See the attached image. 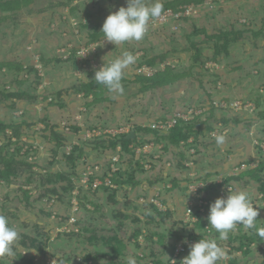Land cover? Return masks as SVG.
Segmentation results:
<instances>
[{
  "label": "rangeland",
  "instance_id": "rangeland-1",
  "mask_svg": "<svg viewBox=\"0 0 264 264\" xmlns=\"http://www.w3.org/2000/svg\"><path fill=\"white\" fill-rule=\"evenodd\" d=\"M172 1L178 0H161L163 4ZM181 1L178 3L183 5ZM121 6H127L126 0H24L16 10L0 11V63L4 64L0 70V121L21 124L22 132V143L16 136L10 142L13 129L9 127L0 133V143L10 142V151L19 144V157H27L32 165L20 166L10 183L0 180V214L7 216L19 233L14 255L0 258V264H30V259L34 264H60L72 256L75 262L83 254L91 255L92 264L130 258L136 264L164 263L170 256V246L180 245L189 234L206 233L209 239L218 238L208 226L210 208L206 215L201 213L203 228H197L199 221L187 215L190 205L200 207L201 200L191 199L199 185L200 196L211 200L209 206L217 198L226 197L229 188L248 192L254 206L260 208L257 228L264 227L262 183L252 171L264 161V119L260 118L264 110V0H206L197 5L188 20L156 21L142 41L117 47L104 37L89 42L96 28L101 30L107 16ZM197 27L209 35L230 29L244 35L229 44L228 54L214 59V41L205 33H196ZM84 47L88 48L80 52ZM198 48L200 58H196ZM74 49L75 60H69ZM124 51L137 60L122 81L123 95L114 97L102 85H97L90 96L77 92L83 82L94 80L104 58L115 59ZM162 54L168 58L155 68L164 70L166 64L171 65L172 78L146 89L135 78L138 73L150 72L140 62ZM6 63H11L12 69ZM31 66L37 71L29 75L26 69ZM16 90L29 92L31 98L7 97ZM237 102L242 105L232 106ZM189 109H194L191 120L200 117L202 131L196 142L193 135L180 147L168 150L160 142L147 153L135 149L123 153L119 146L116 151L98 147L103 140L109 145L111 135L130 133L139 126L154 128L159 120ZM48 124L57 125L56 129L67 136L65 146L59 147L49 139ZM210 126L219 131L210 130ZM94 128L99 134L87 138ZM136 133L141 139L154 136L145 131ZM213 133L225 135L224 145L217 146ZM74 145L84 153L72 166L66 155ZM118 155L117 167L125 177L136 169L135 184L111 187L118 190L115 201L110 198L113 191L99 189L101 186H84L82 193H77L86 166L98 164L99 174H103ZM247 170L251 171L241 180L225 182L226 177ZM59 172L71 178V194L64 189L69 181L56 178ZM258 176L264 178V171ZM48 178L56 181L44 184ZM211 184L217 185L202 191ZM51 189L59 193L47 194ZM153 206L162 212L171 211L170 217L160 223ZM147 213L155 216L150 225L146 223ZM147 225L154 233L152 238H147ZM139 228L142 233L136 239ZM72 232L77 234L70 235ZM232 233L240 234L239 226ZM252 234L257 241L247 250L229 253L227 240L219 242L228 255L224 264L235 258L238 264H264V239L256 230ZM25 236L28 244L30 238L37 237L36 243L46 251L23 247ZM114 247H119L122 254H117Z\"/></svg>",
  "mask_w": 264,
  "mask_h": 264
},
{
  "label": "trees",
  "instance_id": "trees-1",
  "mask_svg": "<svg viewBox=\"0 0 264 264\" xmlns=\"http://www.w3.org/2000/svg\"><path fill=\"white\" fill-rule=\"evenodd\" d=\"M24 0H0V11H13L16 10L18 8L21 7V4ZM206 0H182L180 5L178 1H172L169 3H165L164 5V10L168 9V8H173L174 10H180L179 6H186V5H199V4H203ZM181 19L184 20H188L190 19L189 16H184ZM195 32H201V33H205L208 37V39L213 40L214 41V59H217L218 56H220L222 53L224 54H228L229 53V44L233 43V42H238L243 38L244 32L243 31H239V30H234V29H230L228 31L226 30H221L219 33L216 34H211L209 35L207 33V30L205 29H200V28H196ZM104 37L103 33H101V30H98L96 28V30L94 31V33H92L91 39L89 42H97L99 40H101ZM194 46L197 48V45L194 43ZM75 52L76 50L74 49L72 51V56L69 57V60H75L74 56H75ZM201 49L198 48V52H197V56L196 58H200L201 56ZM166 58H168L167 54H162V55H155V56H151L148 57L147 59H144L145 61L140 62V66H143L144 64L150 67H156L160 62L165 61ZM7 66L12 69V64L11 63H6ZM4 67L3 63H0V70ZM21 68V67H19ZM34 70L37 71V69L33 66H31L30 68H27L26 71L28 72V74L30 75L31 72H33ZM172 72V68L171 65H167L166 68L164 70H158L155 73H153L152 75H148L146 73H138L135 75V78L140 81H142L145 85L146 89H150L153 87H158L160 85H163L167 82H169V77L172 76L171 74ZM125 78V77H124ZM172 78V77H171ZM97 84L95 83L94 80L92 81H88V82H83L82 85H80L79 87L76 88L77 92H84L86 96H90L91 93L95 92ZM60 95L62 94V91L59 93ZM7 97L10 98H18V99H25L28 97L31 98V95H29V92L27 91H19L16 90L14 92H10L7 93ZM260 99L258 98V102L257 105H260ZM15 106V103H14ZM257 108V106H256ZM197 118V119H196ZM194 120H184V119H179V121L170 129L167 130V132L159 130L157 128H152V127H136L137 132L140 131H145L147 134H152L154 135L151 138H145V136L142 137L141 139V135L138 133L137 137L135 139H127V135L129 133H121L115 136H110L109 140V145H106V140H103L101 142L98 143V147L99 148H109L113 151H116L118 146L122 147V152H130L133 150L130 148L131 144L134 145H142L145 142H149V141H156L158 143L163 142L165 145V149H169L170 147H180L182 141H187L191 136L195 135V142L198 139V134L202 131V128L200 126V117H196ZM260 118L264 119V110L261 111L260 113ZM196 125H199L198 127H196ZM50 126V133L51 136L49 137V139L53 142L55 141L57 143V146L61 147V146H65L68 138L66 135H64L62 132L58 131L57 125H49ZM12 128V135L9 137V141L11 142L12 138L14 136L17 137V142L18 143H22L21 139V124H16L13 122L7 123V122H3L0 121V133H5L7 128ZM75 129H78V126H74ZM215 127L214 126H210V130H213ZM10 142L8 143H3L0 145V180H6L7 183H10L12 181V179L17 176V170L19 169L20 166L22 165H27L28 167H32V165L30 163L27 162V157L26 159H22L19 157V152L21 150V146L19 144L16 145V149H14L13 151H10ZM14 142V141H13ZM192 144V143H191ZM196 144V143H194ZM77 151H80L79 155H75V153ZM84 153V149L80 148L79 146H74L73 150L71 151V153L67 154V158L69 161H71V165H75L76 164V159L77 157H82ZM139 164V163H138ZM253 168L251 167V170ZM249 170V171H251ZM248 171V170H247ZM248 172H243L240 175H232L229 177H226L225 182H229V181H233V180H241ZM253 173H255V176L257 178V181H259L260 183H262L261 185V193H264V178L262 176H258V174H260L261 172L264 171V161L259 163V165L254 168ZM135 172L136 169H133L132 171H128L127 172V177H125V173L123 172V170L121 168H119V170L115 173V175L113 176V181L119 185V187L124 186L125 184H130V183H136L135 180ZM257 172V173H256ZM104 174H107V171L104 172ZM56 178L58 179V181H69V185L67 187H64L65 191H68V193L71 194L72 189L74 187L73 182L71 183V178L69 176L66 175V173L64 172H59L56 173ZM31 180V178L29 179ZM56 181L55 179L52 178H48L47 180H45L43 183H52ZM217 184H211L206 186V190H209L210 187L216 186ZM106 189V190H111L113 191L112 195L110 196L111 199H113L112 201H115V193L118 191L117 189H113L109 186H105L102 185L99 189ZM50 195H54L59 193L57 189H51V191H49ZM62 195H60V200H61ZM156 211L158 212L159 216H160V223L165 222L166 219H168L171 215V211L168 212H162L158 210V207L153 206ZM123 214V213H121ZM147 221L146 223L148 225H150V223L155 219L154 215H151L150 213H147ZM259 217H257V221H256V227H258V223H259ZM135 220L140 221L139 217H136ZM147 225V226H148ZM205 225V222H202L199 220V222L197 223V228H203ZM240 229V234H233L230 233L229 239H228V243L233 247L234 250H240L243 249V247L245 245L250 246L252 241H257L256 240V236H254V234H252V231H255L256 229H244L242 226L239 227ZM148 234H147V238H152L153 234L150 233V229L148 226ZM142 233V228L138 229V232L134 235L136 239H138L139 234ZM70 235L72 234H77L75 232L69 233ZM146 234V233H145ZM188 237H197L199 239L202 238H206L209 239L204 233H199V234H189ZM37 237L34 238H30V243L28 244L27 240H26V236L25 239H22L21 244L23 247L26 248H34L36 250H38L40 253L41 252H45L46 249L42 244H37L36 243ZM108 242V241H106ZM175 245L174 243L170 246V249L174 248ZM113 250H115V252L117 254H122V253H118L120 252V248L119 247H114ZM249 251H245V254H247ZM232 253V252H229ZM84 255V259L85 261H88L91 258L90 254H83ZM123 256V255H121ZM20 258L21 255H19ZM125 257V255H124ZM75 256L72 257H67L66 259H62L60 264H65V263H70L74 260ZM180 260H178L176 263L173 264H180ZM239 260L237 258L233 259V261L230 264H238ZM30 264H34V261L32 259H30ZM96 264H128V260H122V261H116V260H110L106 263H96Z\"/></svg>",
  "mask_w": 264,
  "mask_h": 264
},
{
  "label": "clouds",
  "instance_id": "clouds-1",
  "mask_svg": "<svg viewBox=\"0 0 264 264\" xmlns=\"http://www.w3.org/2000/svg\"><path fill=\"white\" fill-rule=\"evenodd\" d=\"M127 6H121L112 11L105 19L101 33L104 41L116 47L126 42L142 41L150 25L161 17L164 5L161 0H126ZM137 57L131 52L124 51L115 59L106 61L95 71L94 81L104 86L114 97L123 95L122 81L127 69L136 63ZM217 146L224 145L225 135L213 133ZM194 191V190H193ZM191 191L190 193H192ZM260 215V208L254 206L250 195L246 191H232L228 189L226 197H219L210 204L207 217L208 226L218 234L217 239L202 238L190 245L189 254L180 264H224L228 255L219 242L229 239L230 233L237 226L244 229H256L257 235L264 239V227L257 228L256 221ZM19 233L10 224L7 216L0 214V258L12 257ZM128 264H136L132 258Z\"/></svg>",
  "mask_w": 264,
  "mask_h": 264
},
{
  "label": "built area",
  "instance_id": "built-area-1",
  "mask_svg": "<svg viewBox=\"0 0 264 264\" xmlns=\"http://www.w3.org/2000/svg\"><path fill=\"white\" fill-rule=\"evenodd\" d=\"M197 7H198L197 5L191 4V5L181 6L180 10H174L173 8L165 9L163 11L161 17L158 18L157 20H155L153 23H156V21H160V22H162V21L165 22L167 20L169 21L170 18H171L170 20L175 19V18L181 19L184 16H189L190 13L192 11H194V9L196 11ZM86 48H88V47H84L80 52H83ZM166 65H169V64H166ZM142 68L145 69L146 71H150V72H148V75H152L153 73H155L156 71L159 70L158 68L150 67L147 65H144ZM152 71H153V73H152ZM240 104L242 105L241 102L232 103V106H240ZM193 112H194V109H189L185 112H181V111L176 112V113H174L173 117H171V118L159 120L157 123L154 124L153 127L157 128L159 130H162V131H167L168 129L173 127L179 121V119L191 120L190 118H191V114ZM195 113L199 114L200 111L199 112L195 111ZM195 117H196V115L194 116V118ZM213 130L219 131L218 128L217 129L214 128ZM91 131H93L92 134H87V138H89V139H91L92 136L99 134V132H100V131H97L95 128L91 129ZM89 132L90 131H88V133ZM116 134H114V135H116ZM184 142L186 143V141H182V143H184ZM156 144H160V143H158L156 141H149V142L143 143L140 146L133 144V145H131L130 148L132 150L135 149L137 152L147 153L148 151L152 150V148H154L156 146ZM119 149L122 150V147L119 146ZM194 151L195 150L193 149V152ZM69 153H71V151H69L67 154H69ZM118 158H119V155L113 157V160H115V161H113L112 163H110V165L107 166L108 167L107 174H104V173L99 174V170H101V167L98 164L93 163L91 165L86 166L85 171H84V177H82V181L78 186L80 191H77V193H80V192L82 193L84 186L87 188L93 186L94 187L93 189H95L96 187L98 188L102 185L109 186V187H115L116 183L113 181V176L119 170L117 167V162L119 160ZM85 160H86V158L83 159V161H85ZM201 188H202V185H199L198 190L194 194H191L192 200H194V201H196L197 199H198V201L201 200V203L199 202L200 207L198 206L196 209L194 205H190V207L187 208V215L192 216L191 219L195 222L199 221L202 212H204V214L206 215L207 209L210 208V206L207 205L211 201L210 198L201 197L200 194L198 193L201 191ZM203 190L208 191V190H206V187H204L202 189V191ZM150 201L154 204H157V201L155 198H151ZM204 234L206 235V233H204ZM206 236L209 238L208 235H206ZM199 240L200 239L197 237H188L187 236V238L185 240L179 242V243H181L180 245H178V243H175L174 244L175 247L171 249V253H170L168 260L165 261L164 263H160V264H173V263H176L178 260L182 261L189 254L190 245L198 242ZM255 243H256V241H252L251 245H253ZM227 244L229 245V252L235 251L233 249V247L228 243V240H227ZM250 246L245 245L243 247V249L246 248V250H247L250 248ZM243 249H240V250H243ZM237 251H239V250H237ZM48 260H50V259H48ZM65 264H92V260L89 259L88 261H85L84 257L83 258L77 257V260L75 262L72 261L70 263L68 262ZM144 264H146V263H144ZM148 264H159V263H156L154 261H150Z\"/></svg>",
  "mask_w": 264,
  "mask_h": 264
},
{
  "label": "water",
  "instance_id": "water-1",
  "mask_svg": "<svg viewBox=\"0 0 264 264\" xmlns=\"http://www.w3.org/2000/svg\"><path fill=\"white\" fill-rule=\"evenodd\" d=\"M137 136L136 129H133L128 135L127 139H135Z\"/></svg>",
  "mask_w": 264,
  "mask_h": 264
}]
</instances>
